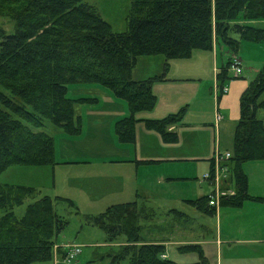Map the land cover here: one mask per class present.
Listing matches in <instances>:
<instances>
[{
  "label": "trees",
  "instance_id": "obj_1",
  "mask_svg": "<svg viewBox=\"0 0 264 264\" xmlns=\"http://www.w3.org/2000/svg\"><path fill=\"white\" fill-rule=\"evenodd\" d=\"M0 16L8 17L14 32L0 29V175L12 166H54V137L39 131L50 122L65 137L81 133L76 104L97 99L69 96L76 86L99 85L124 100L131 116L115 123L119 142L134 141L135 123L158 134L164 143L177 142L170 127L179 125L183 108L160 119H138L156 104L155 83L168 81L169 62L186 60L193 51L211 52L214 41L237 54L241 41L258 44L264 31L244 22L264 20V0H130L127 29L114 33L86 0H0ZM162 56L159 75L136 80L132 70L139 57ZM229 62L216 74L221 89ZM7 93V94H6ZM264 64L239 97V118L233 131V149L225 163L234 194L221 196L220 207L240 208L244 202H264L247 194L243 165L264 161ZM210 172L213 171V159ZM37 190L0 183V264H37L53 260L57 237L68 221L59 215L60 197H35ZM209 198L190 201L206 211ZM26 205L17 217L15 209ZM74 208V207H73ZM76 208V207H75ZM210 208V207H209ZM214 207L206 211L213 215ZM150 209L137 201L108 207L84 223L104 231L106 242L122 238L109 264H177L163 258L165 247L143 241L141 223ZM206 264L197 246H180Z\"/></svg>",
  "mask_w": 264,
  "mask_h": 264
},
{
  "label": "rangeland",
  "instance_id": "obj_2",
  "mask_svg": "<svg viewBox=\"0 0 264 264\" xmlns=\"http://www.w3.org/2000/svg\"><path fill=\"white\" fill-rule=\"evenodd\" d=\"M86 2L94 6L114 33L126 31L130 0H86ZM251 26L264 31V20L252 21ZM0 29L5 35H10L14 32V24L8 17L0 16ZM239 46L237 54L230 52L229 48L224 46L231 54L229 65L235 59L242 63V75L239 77H235L232 70L228 69L230 79L222 84L227 89L225 94L220 93V89L217 88L219 83L216 79L217 72L214 73L213 60L209 56L211 52L193 51L189 60H175L190 67L189 71H176V76H180L177 74L184 76L180 77L182 79L169 84L170 86L156 85V89L161 94L157 99L164 100L163 103H157L156 99L155 107L151 111H143L134 115L138 119H153L148 117H153L158 113L157 116L162 118L167 110L176 104H181V107L174 112L181 108L184 109L183 121L189 124V127L178 130L177 142L166 144L157 134L162 143L171 147L170 150L164 151V156L176 159V161L165 162L163 165L149 166L154 161L146 157V131L149 130L143 122L135 123L134 141L120 145L121 142L115 134V123L131 116L124 100L99 85L76 86L70 89L69 96H84L97 99V101L75 105L76 115L81 119V133L73 137L71 142L65 141L62 138L65 136L50 122L44 121L43 128L39 129L54 137L55 160L56 163L61 164L12 166L0 175L2 184L36 189L38 191L35 195L36 199L39 196H48L53 200L60 197L70 200L75 205L71 207L64 201L56 202L58 214L63 216L68 224L57 237L53 260L37 264H109L108 256L118 247L106 242L104 231L83 225V219L84 217H98L108 207L117 205V203L137 201L139 192H152L155 196L172 193L173 198L179 200L185 199L187 194L197 200L212 193L215 187L208 183L211 186L209 187L206 182L201 181L203 175L210 171V163L203 160L214 159L217 153L231 155L233 129L237 121L239 106V93L237 92L243 86V82L248 85L255 78L264 64V39L258 44L241 41ZM224 55L223 53V65L225 66L227 58ZM159 61H161L160 66H158ZM216 61L219 72L223 67L220 54ZM163 63L162 56L139 57L132 70V76L136 80H146L148 77L159 75L163 71ZM166 76L173 78L169 71ZM230 87L231 92H229ZM170 100L172 104L176 101L177 103L169 105V109H166L167 101ZM158 104H160L159 107ZM234 109L236 117L232 119L231 111ZM217 114L221 115L223 120L219 124L215 121ZM258 117L264 119V110L259 112ZM153 146H156V143ZM71 148L80 150L72 153ZM184 157L186 160L181 162L180 159H185ZM190 157L200 160L192 161ZM154 158L152 160L158 159L159 156L156 155ZM121 160L124 161L118 163ZM228 176L227 174L225 178L227 177V181H230ZM166 177L173 178L169 186L165 185ZM221 182L217 188L221 190L223 196L230 195L229 190ZM230 182L233 186L232 180ZM175 204L177 205L178 202ZM161 205L163 207H159L157 219L166 218V215L162 214V211L166 210V205L163 202ZM25 208L26 205L16 208L14 210L16 216L21 217ZM191 216L196 217L192 214ZM195 219V222H200L201 219L207 222L214 221L209 215ZM120 240L123 241L122 238ZM60 242L66 244H60ZM72 243L74 247L83 246L80 250L81 254L72 255L71 252L75 253L72 250L76 249L72 247ZM167 252L171 256L170 260L175 262L173 257L178 254L176 249L170 247ZM189 257L190 259L185 256L177 259L178 263L184 264V262L197 258L195 255Z\"/></svg>",
  "mask_w": 264,
  "mask_h": 264
},
{
  "label": "crops",
  "instance_id": "obj_3",
  "mask_svg": "<svg viewBox=\"0 0 264 264\" xmlns=\"http://www.w3.org/2000/svg\"><path fill=\"white\" fill-rule=\"evenodd\" d=\"M244 24L251 26L252 21L244 22ZM223 53L225 54L224 56L225 58H227L226 61L228 63L231 54L225 49L223 45H217V43H214L213 49L209 55L213 60L214 73L216 72L218 73V68H217L218 64L216 63L218 54H220L221 64L222 65L224 64ZM160 62L161 61H159L158 66L161 65ZM189 70L190 67H188V65L185 63H178L176 61L169 62L168 71L171 73L173 78L166 76L168 81L159 82L152 86V92L155 95L156 99L159 95H161L160 92H158V90L156 89L157 84L170 86L169 84H173L174 82L182 79L180 77H184L181 76L182 74H177L180 75L179 77L176 76L175 74L176 71H189ZM186 79L190 80V78H186ZM246 86L247 83L245 84L243 82V86H241L237 92L239 93L238 94L239 97L240 94L243 92V90L246 88ZM229 89H230L229 92H231V87ZM229 95L227 97H229ZM163 101H159L157 99V103L162 104ZM170 102L171 104H169ZM167 103L168 105L166 106V109H169V105H174V103H177V101L172 104V100H170L167 101ZM160 104H158V107ZM180 105L181 104H176L172 106L171 109L167 110L164 116H166L169 113H174V111H176L178 107H181ZM171 110L173 112H169ZM231 114H232V119L236 117V110L235 109L232 110ZM157 115L158 113H156L153 117H148V116L147 117L153 119H160L161 117ZM238 118H239V106H238V114L236 119L238 120ZM236 123L237 121L235 122V125ZM187 127H189V124L184 122L182 118L180 124L173 126L170 129V131L177 133L178 130H180L181 128H187ZM155 134L156 133L153 131H146V157H150L151 161L155 162V163L152 162L153 164H149V166L163 165V163L165 162L176 161V159L174 158H169L168 156L167 157L164 156V151L166 152L170 150L171 147H168L167 145L162 143L159 136L157 134L156 136ZM62 138H64L65 141L68 142H71L74 139L72 137H62ZM155 143L156 146H153V144ZM120 145L123 146L125 144L121 143ZM70 150L72 151V153H76L75 150H80V149L71 148ZM156 155L159 156V158L156 159L159 161L152 160V158L155 159L154 157ZM184 158L185 159L181 158L180 161L183 162L184 160H186V157ZM191 159L192 161L200 160L193 158ZM208 160H203V161L208 162ZM123 161L124 160H121L118 163H122ZM88 162L90 163L91 161ZM65 163L68 164L67 162ZM60 164L61 163H58L57 165ZM243 171L247 176V194L251 197L262 198L264 200V161L247 162L243 165ZM164 180H165V185L169 186L171 185L170 182L173 181V178L166 177ZM227 180L228 179L226 177L223 180L225 182L222 181V184H224L227 190H229L230 195H233L234 186H231L230 178H229L230 181ZM208 186L211 187L209 184ZM193 200L196 199L192 198L190 194H187L185 199L179 200L178 198H173L172 193L155 196L152 192H139L137 197V202L142 206H144V209H150L152 213V216L150 218L144 220L141 223L143 228V231L141 233L143 241L163 245V247H165V254L163 255V258L166 260L171 259V256L167 252V249H170V247H174L178 254L174 255L173 259H175V262L177 264H180L178 263L179 261L177 259H181L183 256L189 259H190L189 256H194L193 254H180L177 250L178 247L180 246L199 247L202 251L203 256L205 257L206 264H211V262L213 264H264V202L246 201L238 209L220 207L218 202V206L215 207L214 214L209 215L206 211H209L211 207L209 208L207 206L205 207L206 211H200L190 204V201ZM135 201L136 200L120 202L117 203V205L135 202ZM162 202L165 203L166 205V210L162 211L163 212L162 214H165L166 218L157 219L156 217L157 214H159V207H163L161 205ZM176 202H178L177 205L175 204ZM191 214L193 216L196 215V217L193 218ZM203 215L211 216L214 221L211 222L209 220L207 222L201 219L202 222L201 221L195 222L196 220L195 218L198 219ZM171 216H174V218H170ZM83 225L87 227L89 226L88 224L85 223ZM60 244H66V243L60 242ZM111 244L113 246L118 247L120 245H123L124 241H121L119 239L117 240L116 244L113 243ZM78 247H80V250H82L83 246L80 245ZM79 254H81V251ZM196 261L197 258H194L193 260H189L186 263L184 262V264H192L195 263Z\"/></svg>",
  "mask_w": 264,
  "mask_h": 264
},
{
  "label": "built area",
  "instance_id": "obj_4",
  "mask_svg": "<svg viewBox=\"0 0 264 264\" xmlns=\"http://www.w3.org/2000/svg\"><path fill=\"white\" fill-rule=\"evenodd\" d=\"M229 69L232 70L235 77H239L242 75V64L240 60H233L231 64L229 65ZM218 88V87H217ZM218 92V91H217ZM227 92V89L223 86L220 89V93L225 94ZM222 116L217 114L215 117L216 124L221 122ZM231 155L226 153L225 155H222L220 153H217L215 158L213 159V171L205 175L201 178L202 182L211 183L215 189L212 191V193L208 196L209 202L208 207H217L219 199L222 195L221 190H219L217 187L221 181L224 180L225 176L229 174L228 167L225 165V163L230 159ZM225 162V163H224ZM224 163V165H223ZM222 183V182H221ZM72 247H74L72 245ZM76 248L74 252H71L72 255H77L80 253V247H74Z\"/></svg>",
  "mask_w": 264,
  "mask_h": 264
}]
</instances>
